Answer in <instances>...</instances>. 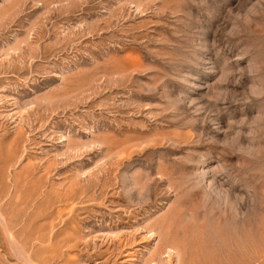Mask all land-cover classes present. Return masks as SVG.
<instances>
[{
    "label": "rangeland",
    "instance_id": "obj_1",
    "mask_svg": "<svg viewBox=\"0 0 264 264\" xmlns=\"http://www.w3.org/2000/svg\"><path fill=\"white\" fill-rule=\"evenodd\" d=\"M0 264H264V0H0Z\"/></svg>",
    "mask_w": 264,
    "mask_h": 264
},
{
    "label": "bare ground",
    "instance_id": "obj_2",
    "mask_svg": "<svg viewBox=\"0 0 264 264\" xmlns=\"http://www.w3.org/2000/svg\"><path fill=\"white\" fill-rule=\"evenodd\" d=\"M39 225V224H38ZM50 229V228H49ZM38 238H40V237H38ZM40 243V242H39ZM42 244V243H41ZM49 248V247H48ZM171 248V247H170ZM15 249V248H14ZM17 251V250H16ZM31 251V250H30ZM173 253V252H172Z\"/></svg>",
    "mask_w": 264,
    "mask_h": 264
}]
</instances>
